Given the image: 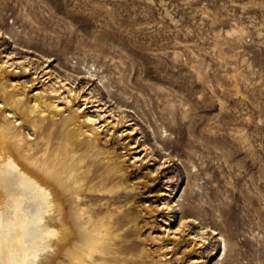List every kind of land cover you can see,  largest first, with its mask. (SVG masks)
<instances>
[{
  "label": "rangeland",
  "instance_id": "1",
  "mask_svg": "<svg viewBox=\"0 0 264 264\" xmlns=\"http://www.w3.org/2000/svg\"><path fill=\"white\" fill-rule=\"evenodd\" d=\"M0 74L99 117L122 171L88 157L79 208L104 264H264V0H0Z\"/></svg>",
  "mask_w": 264,
  "mask_h": 264
},
{
  "label": "bare ground",
  "instance_id": "2",
  "mask_svg": "<svg viewBox=\"0 0 264 264\" xmlns=\"http://www.w3.org/2000/svg\"><path fill=\"white\" fill-rule=\"evenodd\" d=\"M56 82L60 84L51 83L49 90L34 94L27 105L14 91L17 84L0 74L4 108H0V264H59V258L53 257L61 254V264L105 263L102 244L109 239L107 228L102 229L103 225L79 208L80 192L95 189L89 167L82 164L88 157L102 156L108 172H120L122 165L97 137L102 126H96L99 117L95 120L85 114L79 121V108L72 109L70 99L64 101V96L61 104L54 101L56 95L73 91L65 88L67 83L62 80ZM10 110L37 130L38 140L30 141L29 134L9 119ZM58 116L61 127L55 133L47 125L56 123ZM103 183L99 182L100 187ZM69 200L76 203L73 218L65 210ZM83 215H87L86 220ZM222 244L225 250V242ZM45 250L52 253L47 255ZM95 252L100 258L94 257Z\"/></svg>",
  "mask_w": 264,
  "mask_h": 264
}]
</instances>
